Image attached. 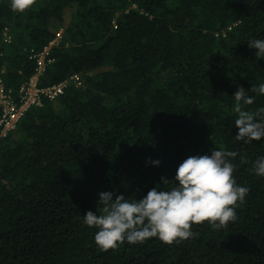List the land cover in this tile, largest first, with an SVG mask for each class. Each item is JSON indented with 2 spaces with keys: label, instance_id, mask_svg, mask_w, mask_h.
<instances>
[{
  "label": "trees",
  "instance_id": "16d2710c",
  "mask_svg": "<svg viewBox=\"0 0 264 264\" xmlns=\"http://www.w3.org/2000/svg\"><path fill=\"white\" fill-rule=\"evenodd\" d=\"M61 30L39 87L80 80L0 142V264H264V177L253 171L264 138L235 139L232 96L243 86L255 98L245 109L264 107L251 90L264 59L247 42L264 39V0H34L22 13L0 0L8 89L35 74L30 57ZM215 149L237 153L233 176L248 188L235 221L194 224L179 243L97 246L83 214L102 212L100 192L168 190L183 160Z\"/></svg>",
  "mask_w": 264,
  "mask_h": 264
},
{
  "label": "clouds",
  "instance_id": "9594fccd",
  "mask_svg": "<svg viewBox=\"0 0 264 264\" xmlns=\"http://www.w3.org/2000/svg\"><path fill=\"white\" fill-rule=\"evenodd\" d=\"M34 0H10L13 11L22 13ZM248 46L256 50L257 59H264V39H249ZM264 95V83L251 89ZM235 99L236 136L238 141L250 143L264 138V107L255 112L244 106L251 105L243 86L232 95ZM236 152L215 149L210 155L189 156L176 170V184L168 190L153 187L141 199L130 201L123 194L100 192L98 208L102 212L87 211L83 223L97 229L94 240L104 251L115 249L120 243H143L158 238L166 244L193 238L194 224L207 222L213 229H221L235 221L236 207L243 203L248 188L237 183L233 176L231 158ZM243 159V158H241ZM153 166L161 161L150 160ZM253 171L264 177V156L253 162ZM163 184L169 180L162 178Z\"/></svg>",
  "mask_w": 264,
  "mask_h": 264
},
{
  "label": "built area",
  "instance_id": "2783aa9c",
  "mask_svg": "<svg viewBox=\"0 0 264 264\" xmlns=\"http://www.w3.org/2000/svg\"><path fill=\"white\" fill-rule=\"evenodd\" d=\"M62 33L63 31L61 30L57 35V39L49 47H46L44 51L30 57L36 61L35 74L20 86L16 94L13 89L6 87L3 72L0 71V142L16 131L20 121L31 108L42 106L43 98L56 101L64 93V89L69 82L73 80L79 83V76L74 75L71 80L43 88L39 87L40 76L44 73L47 65L52 63V60L47 59L51 46L58 44ZM6 41L10 42V38L6 37ZM37 75L39 77L35 79Z\"/></svg>",
  "mask_w": 264,
  "mask_h": 264
},
{
  "label": "rangeland",
  "instance_id": "374dc122",
  "mask_svg": "<svg viewBox=\"0 0 264 264\" xmlns=\"http://www.w3.org/2000/svg\"><path fill=\"white\" fill-rule=\"evenodd\" d=\"M72 12H73V9H66V21L67 22H70V20L72 19ZM7 33H8V29H6V34L5 36H7ZM55 45H58V44H55ZM54 46V45H53ZM52 47V46H51ZM39 75L35 76V79H38ZM80 79V78H79ZM24 82H27V81H24ZM23 82V83H24Z\"/></svg>",
  "mask_w": 264,
  "mask_h": 264
}]
</instances>
